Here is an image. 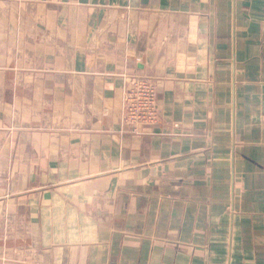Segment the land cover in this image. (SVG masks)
Instances as JSON below:
<instances>
[{
  "label": "crops",
  "instance_id": "0c3cea01",
  "mask_svg": "<svg viewBox=\"0 0 264 264\" xmlns=\"http://www.w3.org/2000/svg\"><path fill=\"white\" fill-rule=\"evenodd\" d=\"M0 264H264V0H0Z\"/></svg>",
  "mask_w": 264,
  "mask_h": 264
},
{
  "label": "built area",
  "instance_id": "2783aa9c",
  "mask_svg": "<svg viewBox=\"0 0 264 264\" xmlns=\"http://www.w3.org/2000/svg\"><path fill=\"white\" fill-rule=\"evenodd\" d=\"M157 80L151 76H131L123 98V121L133 132L159 121Z\"/></svg>",
  "mask_w": 264,
  "mask_h": 264
}]
</instances>
